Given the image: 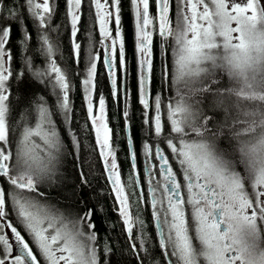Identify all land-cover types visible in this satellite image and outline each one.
I'll return each mask as SVG.
<instances>
[{
	"label": "snow or ice",
	"instance_id": "obj_1",
	"mask_svg": "<svg viewBox=\"0 0 264 264\" xmlns=\"http://www.w3.org/2000/svg\"><path fill=\"white\" fill-rule=\"evenodd\" d=\"M83 3L66 0L77 64ZM130 4L138 55V102L149 136L157 140L142 145L150 164V200L143 202L151 207L162 259L167 264H264V0H130ZM90 5L104 45L112 97L119 101L123 91L126 102L127 88L120 83L128 63L121 0H90ZM15 7L6 9L7 16L0 8V182L7 185L0 187V264H101L94 209L82 199L86 210L70 206L62 210L50 204L42 190L45 184H55L67 156L80 147L69 130L72 146L67 148L56 118L62 114L65 123L71 122L72 74L56 59L59 42L51 36L56 31L52 27L55 0H24L20 6L36 25L45 63L43 69L34 68L29 59L27 70L51 87L56 97L51 106L44 95L23 109L12 99L11 81L20 83L25 75L13 71V55L7 47L12 22L21 17ZM157 36L160 56L166 57L171 48L172 64L161 59V89L153 92ZM31 38L25 26L19 43L27 48ZM87 56L82 85L88 119L123 229L143 264L139 253H149L145 221L130 212L105 98L93 99L101 55L90 48ZM122 114L127 127L129 113ZM132 143L129 137V146ZM130 158L135 170V151H130ZM153 160L158 161L163 181L158 186L152 185ZM80 179L83 191L88 182L82 171ZM10 212L31 245L11 222ZM111 252L105 243L104 254Z\"/></svg>",
	"mask_w": 264,
	"mask_h": 264
},
{
	"label": "trees",
	"instance_id": "obj_2",
	"mask_svg": "<svg viewBox=\"0 0 264 264\" xmlns=\"http://www.w3.org/2000/svg\"><path fill=\"white\" fill-rule=\"evenodd\" d=\"M24 0H4L0 4V8L5 9L4 15L7 16V10L13 8L21 11L19 20L12 22V34L10 43L7 46L12 55V69L15 73H25L22 82L17 83L15 79L12 83V99L19 101L20 107L23 109L34 98L44 95L50 101V106L55 104L56 97L52 95L51 87H46L45 84L39 83L34 77L32 71L27 70L26 61L31 60L34 68L45 67L44 56L39 51V33L36 30V25L31 17L21 9ZM56 12L53 15L52 27L56 29L51 33V36L59 42V52L56 59L58 63L67 71L71 72V91L70 101L72 106L71 122L65 123L64 116L58 114V129L62 133V138L66 141L67 148L71 149L70 132L75 134L79 140L80 147L75 150L72 155H68L61 172L56 179L55 184L48 186L45 184L42 190L47 193V201L64 209L71 207L73 209L86 210L83 199L86 201V206L94 209V223L98 234L97 254L100 257L101 264H140L137 255L133 253L131 241L127 233L123 229L122 220L119 216L118 205L115 202V195L112 192L111 184L100 158L95 143L94 132L91 127V122L88 119L86 102L84 99V89L82 78L85 74L88 51L91 48L93 53H99L101 60L97 64L96 88L93 92V99L97 101L100 95L105 98L106 111L109 120V126L113 129L114 135L112 139L113 147L116 152L117 163L121 173V181L125 185L126 191L130 198L131 208L134 215H139L145 221V232L147 236L146 247L149 253L140 252L139 255L144 257L143 264H167L166 259H162L163 253L159 249L158 240L152 227V219L149 215L148 204L142 205L137 196L134 180L131 175V166L127 154V146L124 137L125 117L123 112L129 113L127 126L130 137L133 141V151L137 154L135 161V170L142 173L145 158L142 150L144 142L157 143L156 138L150 137L147 131V126L144 124L143 108L138 102V55L135 49L134 39V15L130 0H121V22L122 33L125 37L126 57H127V73H120V83L122 88H127L128 98L125 102L124 92L121 91L119 101L112 97V86L108 70L103 63L104 47L100 43L101 37L95 23L94 10L91 8L90 0H84L82 5V18L79 24L77 33L78 42L81 44V58L79 64L75 63L72 55L71 46V25L67 17L66 0H55ZM155 12V6L152 8ZM173 26L175 25V2L172 9ZM26 26L31 33V40L28 42V47L25 48L19 43L21 38V30ZM157 42L155 74L152 85L153 92H159L161 89L160 81V61L163 58L169 66L172 64V52L169 48L166 57H161L158 44L160 38L155 37ZM171 43V41L169 42ZM172 94L174 95V89ZM164 97L167 100L169 92L165 90ZM164 147V146H162ZM169 155V153H167ZM172 163H175L172 161ZM83 172L87 177V186L81 191L80 172ZM142 192L144 184L141 183ZM144 194V192H143ZM11 206L9 203L8 207ZM14 213V212H13ZM15 222L18 230L25 234V238L30 237L24 233L21 223L14 213ZM139 228V227H138ZM135 231V230H134ZM140 233V230H139ZM135 234L137 235L136 231ZM141 235V233H140ZM139 247V241H135ZM109 244L112 252L110 255L104 254V245ZM34 252H36L33 246ZM38 254V253H37Z\"/></svg>",
	"mask_w": 264,
	"mask_h": 264
},
{
	"label": "flooded vegetation",
	"instance_id": "obj_3",
	"mask_svg": "<svg viewBox=\"0 0 264 264\" xmlns=\"http://www.w3.org/2000/svg\"><path fill=\"white\" fill-rule=\"evenodd\" d=\"M124 130H125V128H124ZM128 131H129V129H128ZM129 136H130V134H129ZM124 137H125V135H124ZM125 141H126V139H125ZM132 148H133V144H132ZM127 154H128V150H127ZM143 160H144V165H143L142 173H139L138 171L135 170V175H136V178H137V184H136V182L134 180L133 173H132V169H131V175H132V178L134 180V184H135L134 186H135V189H136V192H137V196L139 198V201L141 202L142 205L145 206V203L143 202V199L144 198H147V199L150 200V191H149V183H148V181H149V167H150V164H149V160L146 157L143 158ZM152 165H155V167H152V171H153V173L156 176V178L152 180V185L153 186H158L157 185V182L158 181L160 183H163L162 178L159 176L158 161L153 160L152 161ZM141 183L144 184V191H143L144 194L142 192V188L143 187L141 186ZM5 186H7L6 185V182H0V187H5ZM125 191H126V188H125ZM126 194H128L127 191H126ZM148 206H149V215H150V217L152 219V222H153L152 227H153V230H154V232L156 234V237H157V240H158L159 237H158V233H157L155 221L153 220V218L151 216V211L152 210H151V207H150L149 204H148ZM130 212L133 214V209L132 208H130ZM10 220H11L12 223L15 222V218H14V213L13 212H10ZM134 230L136 231L137 236H139L140 235L139 228L136 227ZM6 233H8V235L10 236V230H6ZM10 242H12L13 245L15 246V242L14 241H10ZM166 263H167V260H166Z\"/></svg>",
	"mask_w": 264,
	"mask_h": 264
},
{
	"label": "water",
	"instance_id": "obj_4",
	"mask_svg": "<svg viewBox=\"0 0 264 264\" xmlns=\"http://www.w3.org/2000/svg\"><path fill=\"white\" fill-rule=\"evenodd\" d=\"M107 70H108V69H107ZM124 135H125L126 145H127V150H128L129 163H130V166H131V169H132V173H133L134 180H135V182H136V184H137V178H136V175H135V170H133V168H132V163H133V161H132L131 158H130V151H133V150H132V145L129 146V144H128V138L130 137V136H129L128 127H125ZM157 233H158V230H157Z\"/></svg>",
	"mask_w": 264,
	"mask_h": 264
},
{
	"label": "rangeland",
	"instance_id": "obj_5",
	"mask_svg": "<svg viewBox=\"0 0 264 264\" xmlns=\"http://www.w3.org/2000/svg\"><path fill=\"white\" fill-rule=\"evenodd\" d=\"M96 26H97V30H98V32H99V28H98V25L96 24ZM103 47H104V45H103ZM98 101V100H97ZM86 108H87V104H86ZM94 136H95V134H94ZM96 143V142H95ZM97 146V145H96ZM97 150H98V153H99V148H98V146H97ZM169 153V155H171V153L170 152H168ZM102 160V159H101ZM102 162H103V160H102ZM175 162V161H174ZM103 165H104V162H103ZM104 167H105V165H104ZM177 168H178V165H177ZM107 173V172H106ZM108 176V175H107ZM6 230L7 229H5V232H6ZM15 247V246H14Z\"/></svg>",
	"mask_w": 264,
	"mask_h": 264
},
{
	"label": "bare ground",
	"instance_id": "obj_6",
	"mask_svg": "<svg viewBox=\"0 0 264 264\" xmlns=\"http://www.w3.org/2000/svg\"><path fill=\"white\" fill-rule=\"evenodd\" d=\"M132 150H133V148H132Z\"/></svg>",
	"mask_w": 264,
	"mask_h": 264
}]
</instances>
